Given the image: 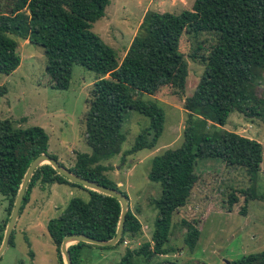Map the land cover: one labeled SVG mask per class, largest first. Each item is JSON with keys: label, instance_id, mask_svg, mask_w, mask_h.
<instances>
[{"label": "trees", "instance_id": "obj_1", "mask_svg": "<svg viewBox=\"0 0 264 264\" xmlns=\"http://www.w3.org/2000/svg\"><path fill=\"white\" fill-rule=\"evenodd\" d=\"M108 4L109 0H12L0 12V74L9 75L19 65L16 43L10 36L42 49L44 71L51 88H68L72 65L93 72L95 79L85 100L83 117V141L90 153L76 154L74 164L66 170L116 190L127 201L126 195L106 178L108 167L99 164L120 152L125 113L134 111L148 119V126L136 135L125 154L155 147L163 130L164 114L156 103L139 96L154 95L164 87L182 91L187 64L178 50L180 36L216 35L205 55H198L199 44L191 53V58L202 64V72L193 92L183 101L186 119L180 145L164 150L150 161L147 179L160 188L158 197L152 201L156 213L150 239L135 250L127 249L119 262L134 264L133 258H139L142 264H159L152 260L172 251L166 247L171 217L190 195L197 180L195 167L199 160L218 159L225 167L243 168L252 183L260 169V143L221 127L233 111L264 122V0H194L189 10L178 14L146 12L120 62L116 61L112 48L90 30L104 16ZM257 82H262L259 96L255 94ZM207 124L210 131L197 132ZM47 141L40 127L14 128L10 121H0V195L6 201L0 243L29 163L39 154L56 160L47 153ZM52 184L77 187L87 193L86 201L71 198L46 223L57 264H63L59 246L67 235H84L97 241H108L114 236L120 213L117 201L66 181L48 164L33 171L18 216L33 187ZM241 193L245 204L252 200L264 202V197L251 187ZM235 201L230 194L229 204ZM240 215H245L244 209ZM181 224L186 230L183 244L192 251L199 231L188 222ZM139 232L140 224L128 208L115 245L71 244L67 247L70 263L79 264L83 248L114 249L124 236L135 237ZM12 235L13 230L8 245ZM229 264H264V251L242 256Z\"/></svg>", "mask_w": 264, "mask_h": 264}, {"label": "rangeland", "instance_id": "obj_2", "mask_svg": "<svg viewBox=\"0 0 264 264\" xmlns=\"http://www.w3.org/2000/svg\"><path fill=\"white\" fill-rule=\"evenodd\" d=\"M194 0H109L104 16L94 22L91 32L115 53L120 62L146 12L178 14L189 10ZM12 0H0L4 12ZM6 8V9H5ZM215 34L201 33L196 38L183 33L178 50L187 64L184 88L164 87L154 95H141L144 101L156 103L163 111V130L155 147L125 154L136 135L148 126V119L137 112L127 111L121 127L124 142L120 152L99 164L108 167L106 178L115 184L127 198L129 210L140 224L135 237L124 236L114 249L83 248L79 264H119L125 251L135 250L149 241L153 230L155 210L152 201L159 195L157 183L147 179L150 161L166 149L176 148L182 141L186 113L184 98L191 95L202 72V64L191 58L199 44L198 55H205L215 41ZM16 43L18 67L9 75L0 74V121L8 120L14 128L37 126L48 137L47 153L56 158L64 168L71 167L76 154H89L83 139L85 100L95 79V74L72 65L66 90L51 88L44 71L45 57L42 49L10 36ZM262 82H257L255 94L260 95ZM209 124L203 130L210 131ZM221 130L254 139L262 148V162L255 181H249L243 168L225 167L218 159H204L196 163L194 183L185 205L171 217L165 255L156 256L153 262L174 264H226L242 256L264 251V202L252 200L244 203L242 191L251 187L264 197V122L248 118L237 111L230 113ZM232 194L236 201L229 204ZM71 198L87 200V193L69 185H47L32 188L28 203L19 214L11 244L0 256V264H57L55 249L46 233V223L55 218ZM6 201L0 195V226L6 219ZM245 215H240V210ZM185 221L199 231L192 251L183 244ZM5 229V228H4ZM4 232V231H3ZM134 264H142L133 258Z\"/></svg>", "mask_w": 264, "mask_h": 264}, {"label": "water", "instance_id": "obj_3", "mask_svg": "<svg viewBox=\"0 0 264 264\" xmlns=\"http://www.w3.org/2000/svg\"><path fill=\"white\" fill-rule=\"evenodd\" d=\"M42 164H48L59 176L63 177L66 181H68L70 183L78 184L81 187L88 189L90 191H93V192L114 198L120 207V213H119V218H118L116 230H115L114 236L110 240H108V241H97V240H93L87 236L76 235V234H70V235L63 237L61 240L60 246H59V253L61 256L62 263L63 264H71L69 257H68V254H67V247L71 244L84 243V244H89V245H93V246H97V247H109V246L115 245L118 242V240L122 234L125 214L128 210V204H127V201L124 198V196L122 194H120L119 192H117L116 190H113V189H110V188H107L104 186H100V185L95 184L93 182H90L86 179L80 178V177L70 173L68 170H66V168L61 167L56 162V160L50 158L48 155L39 154L34 159H32V161L29 163V165H28V167H27V169L23 175V178L21 180L18 191L16 193V196H15V199L13 202V206L11 208V211H10V214L8 217V221L5 225L2 240L0 243V256L4 252L5 248L8 246L9 237H10V234H11L13 228H14L16 219L18 217V211L20 208V204H21L22 198L25 194V190H26L27 184L29 182V179H30L33 171L38 166H40ZM225 263L229 264V262H225ZM159 264H174V263L168 262V261H163Z\"/></svg>", "mask_w": 264, "mask_h": 264}, {"label": "crops", "instance_id": "obj_4", "mask_svg": "<svg viewBox=\"0 0 264 264\" xmlns=\"http://www.w3.org/2000/svg\"><path fill=\"white\" fill-rule=\"evenodd\" d=\"M54 185V184H53ZM56 185V184H55ZM60 185H63V184H60ZM18 218V217H17ZM16 221H17V219H16ZM16 223V222H15ZM14 227H15V225H14Z\"/></svg>", "mask_w": 264, "mask_h": 264}]
</instances>
